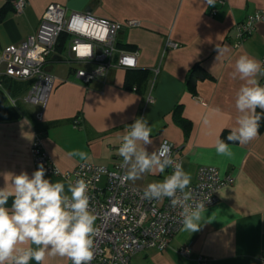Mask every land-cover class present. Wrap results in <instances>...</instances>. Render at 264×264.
<instances>
[{"label":"crops","instance_id":"crops-1","mask_svg":"<svg viewBox=\"0 0 264 264\" xmlns=\"http://www.w3.org/2000/svg\"><path fill=\"white\" fill-rule=\"evenodd\" d=\"M14 1L3 10L6 0H0V53L35 32L50 3L62 5L66 15L88 11L111 21L138 19L141 24L122 29L117 37L119 49L137 51L136 66L114 67L105 81L97 78L89 84L76 79L73 70L91 69L93 64L68 61L70 36L64 33V41L47 59L55 83L41 120L36 119L41 106L25 100L31 80L0 74V188L11 179L7 173L26 171L31 176L35 171L29 151L35 133L61 170L82 161L112 166L123 160L118 149L127 126L144 118L152 129L153 143L147 150L170 141L179 149L191 183L200 165L231 174L233 182L218 190L215 204L205 207L198 231L182 226L165 249L139 252L131 264H264V113L257 109L262 119L256 139L246 145L231 144L230 157L217 155L215 149L217 139L227 142L239 115L235 99L244 81L233 78L235 61L242 54L259 61L264 57V22L237 48L233 47L235 26L248 14L264 10V0H227L223 5L217 0L213 5L207 0H26L21 12L14 10ZM214 7L217 12L210 15ZM167 40L178 47L168 46ZM218 49L223 50L221 55ZM195 65L208 76L198 71L189 83ZM139 72L144 79L138 82L131 77ZM256 79L261 84L262 76ZM149 93L152 102L147 101ZM174 113L189 120L188 132ZM74 149L86 152L87 159L70 157ZM167 170L129 177V182L145 188L162 181ZM45 178L68 182L51 174ZM181 247L189 248L188 256L179 254ZM67 263L59 256L45 261Z\"/></svg>","mask_w":264,"mask_h":264},{"label":"built area","instance_id":"built-area-1","mask_svg":"<svg viewBox=\"0 0 264 264\" xmlns=\"http://www.w3.org/2000/svg\"><path fill=\"white\" fill-rule=\"evenodd\" d=\"M226 1L217 0L220 5ZM25 3L26 0H15L14 10L21 12ZM216 12L217 8L214 7L210 10V15H215ZM260 22H264V10L248 14L238 22L235 26L233 47L241 46ZM140 24L138 19L111 21L88 11L66 15L62 5L50 3L35 32L2 50L0 65H3V70L0 74L15 80H31L25 100L41 106L42 109L36 114V119L41 120L55 83V76L48 71L46 63L55 51L61 34L70 36L69 62L75 60L93 64L91 69L73 70L76 79L89 84L97 78L105 81L114 67L136 66L137 51L119 49L117 37L122 29ZM166 44L173 48L179 45L171 40H167ZM114 54H117L116 61L113 59ZM260 61L264 63V57ZM157 72L155 70L156 74ZM261 85L264 86V76ZM152 100L149 93L147 101ZM161 144H167L172 158L182 164L180 151L176 146L168 140H163ZM29 151L35 170L38 165L43 164L45 174L60 176L68 182L84 179L88 183L89 210L96 217L94 258L91 264H131V258L139 252L150 248L165 249L172 236L182 227V209L172 207L167 197L151 201L145 199L144 187L129 182L123 160L112 166L82 161L70 170H61L44 148L38 133L34 134ZM172 170L169 168L167 175ZM232 182L231 174L221 175L214 166L200 165L195 181L186 189L191 193L189 203L211 206L218 201V190ZM178 252L182 256H188L189 248L181 247ZM261 258L264 259V254ZM67 264H70L69 260Z\"/></svg>","mask_w":264,"mask_h":264},{"label":"clouds","instance_id":"clouds-1","mask_svg":"<svg viewBox=\"0 0 264 264\" xmlns=\"http://www.w3.org/2000/svg\"><path fill=\"white\" fill-rule=\"evenodd\" d=\"M207 3L213 5L214 0H207ZM218 51L219 55L223 52L222 49ZM258 75L264 76V63L247 54L237 58L233 78L238 76L244 81L235 99L239 115L227 142L217 139L215 143L219 156L230 157L231 144L246 145L259 135L261 113H264V86L256 79ZM151 132L144 118H137L127 126L118 149L123 165L132 179L145 173L173 169L162 181L147 184L143 197L150 201L169 198L172 207L182 209L183 229L196 232L205 204L189 203L191 193L186 189L191 176L172 158L167 144H161L152 152L147 150L153 143ZM68 155L87 159V153L79 149ZM45 171L40 164L31 176L26 171L5 174L11 179L0 188V264H31L32 261L45 264L48 256L67 258L70 264H91L96 217L89 210L88 183L84 179L67 184L53 182L45 178Z\"/></svg>","mask_w":264,"mask_h":264},{"label":"trees","instance_id":"trees-1","mask_svg":"<svg viewBox=\"0 0 264 264\" xmlns=\"http://www.w3.org/2000/svg\"><path fill=\"white\" fill-rule=\"evenodd\" d=\"M10 7H12V6H10V0H6V3L4 5L3 10L5 8H10ZM64 37H65V34L64 33L60 35V38H59L57 47H59V44L60 45L62 44V41H64ZM60 39H61V41H60ZM117 44H118V42H117ZM196 72H198V75H201L203 77H207L208 76V74L202 68H200V65H195L191 69V78L189 79V83H191L195 79ZM131 78H133V80L138 81V82L139 81H142L144 79V73L143 72H139L138 74H135ZM131 78H130V80H131ZM174 112H176V111H174ZM174 116H175V120L178 122L179 125H181V127L183 128V130L185 131V133L188 132L189 127L191 125V123L189 122V120L186 119V118H183L181 115H179V113L178 114L177 113H174Z\"/></svg>","mask_w":264,"mask_h":264}]
</instances>
